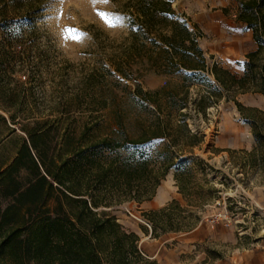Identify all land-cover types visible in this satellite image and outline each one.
<instances>
[{
	"label": "rangeland",
	"instance_id": "obj_1",
	"mask_svg": "<svg viewBox=\"0 0 264 264\" xmlns=\"http://www.w3.org/2000/svg\"><path fill=\"white\" fill-rule=\"evenodd\" d=\"M127 1L0 0V114L6 119L0 121V166L16 156L26 138L24 125L30 131L46 133L37 143L53 159L78 145L88 147L105 137L119 138V117L123 131L139 137L151 116L131 96L136 84L144 91L173 88L182 92L180 77L155 75L141 63L133 66L134 80L105 73V69L113 71L110 58L118 45L137 29L131 12L124 9ZM170 1L179 20L199 33L198 43L209 66L217 63L242 76L246 55L256 44L252 32L237 20L239 0ZM90 74L102 83L81 96V85ZM208 79L215 84L212 76ZM113 80L121 84L117 86ZM208 90L204 82L196 80L189 87L185 108L178 111L179 106H173L170 136L140 146L154 158L169 146L175 163L192 169L195 186H204L200 195H182L184 202L177 201L194 213L195 227L151 236L146 214L171 202L166 189L171 190L168 178L174 169L150 200L116 204L114 193L112 207L101 209L125 231L137 234L143 254L159 264H264V217H256L261 207L253 200L260 204L264 198V140L258 143L253 134L259 129L264 139V97L224 91L217 100L209 97ZM233 96L245 110H238ZM201 97L209 99L200 101ZM106 99L109 107L100 110L98 103ZM91 100L95 106L89 105ZM251 108L257 113L249 112ZM13 113L15 122L10 120ZM246 116H255V128ZM183 118L194 138L175 127ZM88 127L91 130L83 134ZM232 194L256 207L250 220L244 218L245 210L238 211L239 220H244L240 226L247 229L243 236H238L237 226L226 228L220 221L213 222L224 207L213 215L203 211L213 198L222 201Z\"/></svg>",
	"mask_w": 264,
	"mask_h": 264
},
{
	"label": "trees",
	"instance_id": "obj_2",
	"mask_svg": "<svg viewBox=\"0 0 264 264\" xmlns=\"http://www.w3.org/2000/svg\"><path fill=\"white\" fill-rule=\"evenodd\" d=\"M124 6L137 29L118 45L110 58L113 71L105 69V73L134 80L133 66L141 63L155 75L180 77L178 87L182 92L173 88L144 91L136 84L131 96L151 116L139 137L128 136L119 117V138L105 137L88 147L78 145L53 159L47 157L45 146L37 143L46 133L30 131L24 125L26 138L21 140L16 156L0 166V264H159L143 254L137 234L125 231L101 208L112 207L114 193L116 204L150 200L171 169L175 170L174 180L181 195L189 198L201 194L204 186H195L192 169L176 164L169 156V146L156 158L140 148L170 136L173 106L178 105V111L185 108L189 87L196 80L204 82L209 97L217 100L224 91L264 97V0H239L237 20L252 32L256 44V49L246 55L242 76L217 63L209 66L198 43L199 33L179 20L170 0H128ZM96 78L95 74L85 78L81 96L102 83ZM113 81L117 86L121 84ZM110 94L114 98L112 89ZM209 97H201L200 101ZM94 103L91 100L89 105ZM235 104L239 111L245 110L236 100ZM98 105L100 110L109 107L107 99ZM248 111L257 113L252 108ZM246 118L255 128V116ZM10 120L16 121L15 113ZM0 121H6L1 114ZM175 127L194 138L184 118ZM90 130L88 127L83 134ZM253 134L258 143L263 142L259 129ZM146 216L154 238L189 231L197 219L176 200Z\"/></svg>",
	"mask_w": 264,
	"mask_h": 264
},
{
	"label": "built area",
	"instance_id": "obj_3",
	"mask_svg": "<svg viewBox=\"0 0 264 264\" xmlns=\"http://www.w3.org/2000/svg\"><path fill=\"white\" fill-rule=\"evenodd\" d=\"M228 197L223 199L222 201L217 200L215 203L218 207H224V209L220 210L213 218V222L220 221L221 224L226 228L235 227L238 236H243L247 233V229L240 226L243 224L244 220H239V212L245 210L244 218L247 217L250 220L251 215H256V207L252 206L250 202L245 201V199H241L238 201L236 195H227ZM228 202L229 205L226 203ZM260 212L256 217H264V208H259ZM249 223V222H248ZM255 224V221L252 223ZM239 225V226H238ZM262 231H264V226L262 227Z\"/></svg>",
	"mask_w": 264,
	"mask_h": 264
},
{
	"label": "crops",
	"instance_id": "obj_4",
	"mask_svg": "<svg viewBox=\"0 0 264 264\" xmlns=\"http://www.w3.org/2000/svg\"><path fill=\"white\" fill-rule=\"evenodd\" d=\"M221 2V1H220ZM244 148V147H242ZM168 183L170 184V188L171 190H167L166 191L168 192V194H170V197H169V200H176V201H179V202H184V198L183 196L178 192V187L176 186V182L174 180V173H173V170L171 171L170 173V177L168 178ZM251 197V196H250ZM217 200H221L220 197H216V198H213L210 202H207L206 204H204L203 206V211L204 213L206 212L207 214L211 213L210 215H213L215 213H217L220 208L215 204V202ZM254 202L259 205V207L263 208L264 207V198L263 200L261 201V203L259 204L255 199H253ZM157 207H160V206H154V208H157ZM220 229L223 228V226L220 224L218 226ZM222 227V228H221Z\"/></svg>",
	"mask_w": 264,
	"mask_h": 264
},
{
	"label": "snow or ice",
	"instance_id": "obj_5",
	"mask_svg": "<svg viewBox=\"0 0 264 264\" xmlns=\"http://www.w3.org/2000/svg\"><path fill=\"white\" fill-rule=\"evenodd\" d=\"M94 2H95V0H94Z\"/></svg>",
	"mask_w": 264,
	"mask_h": 264
}]
</instances>
